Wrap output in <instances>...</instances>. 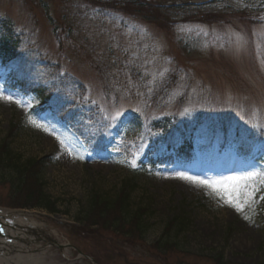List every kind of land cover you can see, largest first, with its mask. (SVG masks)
<instances>
[{
  "label": "rangeland",
  "instance_id": "1",
  "mask_svg": "<svg viewBox=\"0 0 264 264\" xmlns=\"http://www.w3.org/2000/svg\"><path fill=\"white\" fill-rule=\"evenodd\" d=\"M165 1L0 0V16L14 22L28 57L18 76L42 87L54 83L53 73L59 82L65 78L61 101L73 98L97 118L98 127L90 129L77 120L84 129L80 139L49 113L31 114L28 109L37 99L1 86L0 80L5 96L13 97L0 99V142L8 135L12 153L25 160L50 157L42 183L56 201V212L28 210L38 212L29 222L57 243L40 239L29 246L33 251L46 248L43 264L264 263V200L258 198L264 192L237 212L211 189L178 176L212 181L248 167L249 159L227 151L210 154L223 144L221 132L244 151L250 147V155L264 147V0L162 6ZM202 14L211 15L198 18ZM76 89L88 99L83 104L73 94ZM28 116L65 138L73 155L61 149L55 136L31 125ZM163 116L193 121L197 143L207 148L203 164L153 172L133 169L132 161L147 145L145 125L154 136L161 135L151 123ZM107 143L108 150L103 149ZM13 173L4 169L8 179L0 182L2 205L19 204L8 196ZM123 187L133 208H147L142 241L130 244L75 220L94 194L114 198ZM174 217L184 219L186 227L177 230L173 224L169 240L177 248L159 252L151 245ZM111 238L121 240L120 248L113 249Z\"/></svg>",
  "mask_w": 264,
  "mask_h": 264
},
{
  "label": "trees",
  "instance_id": "2",
  "mask_svg": "<svg viewBox=\"0 0 264 264\" xmlns=\"http://www.w3.org/2000/svg\"><path fill=\"white\" fill-rule=\"evenodd\" d=\"M12 25L9 19L0 16V58L2 59L7 56H14L17 50L15 48L19 45L10 36L11 32L14 31ZM171 119V117L166 118L163 122V125L167 127V134H171L173 131L180 132L183 134V139L179 144L175 145L169 141L164 148L159 147L150 151L154 153L160 149L161 156L154 154V158L150 152L146 153V157L150 159L149 163H154L155 161H172L177 158L188 160L192 157V143L189 137H185V131H189L190 129L186 128L185 131H180V125L185 124L184 120L175 117L173 118L174 122L178 121L180 124L178 122L174 124ZM168 152H170V155H166ZM42 165V160H36L35 158L29 160L22 159L20 155L12 153L8 147V143L0 142V182L8 179L7 176L3 175L4 169L9 167L14 171V175H9L10 182L12 183L10 185L12 186H10V194L8 196L11 197L12 201L15 200L23 205L42 207L54 211L56 210V201L51 200L50 196L43 191L41 177ZM128 199V192H126L124 187L117 191L114 198L94 194L88 206L77 212L76 220L81 222L80 224L94 226L99 229L102 228L105 232L111 231V233H114V237H121V240L127 243L129 242L130 244L137 243V240L142 241L148 225L144 221L147 208H133ZM183 220L178 217L170 220L163 230L162 235L151 247L159 252H166L171 248H177L178 244L175 241L169 240L170 234L172 233L169 232V229H171L173 224L177 226V230L185 228L186 224H184ZM108 235L110 236V234ZM121 240L119 239L118 241L120 242ZM220 260L221 258L219 256L217 261L219 262Z\"/></svg>",
  "mask_w": 264,
  "mask_h": 264
},
{
  "label": "snow or ice",
  "instance_id": "3",
  "mask_svg": "<svg viewBox=\"0 0 264 264\" xmlns=\"http://www.w3.org/2000/svg\"><path fill=\"white\" fill-rule=\"evenodd\" d=\"M0 99L13 101L12 96H5L4 90L0 87ZM17 105L24 107L20 100L14 101ZM95 103V101H93ZM122 115V113H121ZM116 119L117 117H112ZM28 122L38 129L55 136V139L59 142L61 149L67 150L69 155H73L72 149L65 138H62L54 130L50 129L46 124L38 122L32 116H28ZM259 127V126H257ZM83 159V157H79ZM132 167H136L135 161H132ZM180 179L192 181L198 185H202L217 195L227 206L235 209L237 212H243L244 207L252 202L253 196L264 192V155L259 158H253L248 161V167L243 169L239 175L222 176L219 179L212 181L199 179L185 175L184 173H178ZM260 200H264V194L258 195ZM248 217H245L247 219ZM3 229L0 228V232Z\"/></svg>",
  "mask_w": 264,
  "mask_h": 264
},
{
  "label": "bare ground",
  "instance_id": "4",
  "mask_svg": "<svg viewBox=\"0 0 264 264\" xmlns=\"http://www.w3.org/2000/svg\"><path fill=\"white\" fill-rule=\"evenodd\" d=\"M64 157L65 156H63L62 158H64ZM5 214H7V215H3L4 217H6V218L7 217H11L12 218V223H13L12 225L15 228H18L16 226L19 225V223L21 222V219L22 220H29V218H31V216H29V214H27V213L19 215V214H12V213L8 212V213H5ZM36 228L39 229V227H36ZM8 232L13 233V232H15V230L14 229H9ZM13 234H15V233H13ZM4 244H5L4 241L1 239L0 240V260L1 259L8 260L9 258H15V257L23 258L24 256L27 255L26 253L22 255L20 253L21 251H18V250H14V249L13 250H8L7 248H5Z\"/></svg>",
  "mask_w": 264,
  "mask_h": 264
}]
</instances>
